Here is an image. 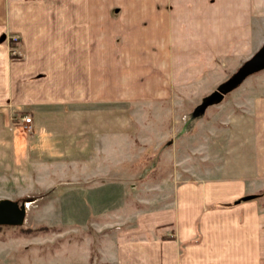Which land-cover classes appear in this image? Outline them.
Here are the masks:
<instances>
[{
    "label": "crops",
    "instance_id": "1",
    "mask_svg": "<svg viewBox=\"0 0 264 264\" xmlns=\"http://www.w3.org/2000/svg\"><path fill=\"white\" fill-rule=\"evenodd\" d=\"M263 7L264 0H0V165L20 159L27 147L32 166L71 167L60 180L71 190L102 191L98 182L107 174L96 167L120 161V102L135 100L138 86L166 98L199 84V63L223 37L238 36L251 15L262 16ZM10 34L19 37V58L10 56ZM154 66L166 77H151ZM263 88L241 100L238 116H227L240 135L241 161L224 162L227 178L203 180L202 202L264 189ZM17 113L20 126L26 114L31 127H23L25 137L12 128L9 149L8 124ZM88 167L95 168L88 173ZM88 178L98 185L83 184ZM217 182L223 183L219 191L212 189ZM177 201L179 209L143 208L141 220L124 223L112 208L118 218L110 232L94 226L103 235L94 257L87 234L66 241L62 252L61 245L19 264H264V206L184 209ZM153 213H170V219L152 222ZM163 225L175 234L151 235ZM0 262L8 263L5 253Z\"/></svg>",
    "mask_w": 264,
    "mask_h": 264
},
{
    "label": "rangeland",
    "instance_id": "2",
    "mask_svg": "<svg viewBox=\"0 0 264 264\" xmlns=\"http://www.w3.org/2000/svg\"><path fill=\"white\" fill-rule=\"evenodd\" d=\"M251 16V20L242 23L238 36L223 37V43L215 45L213 54L199 63V84L185 86L183 91L177 89L176 93L170 91L166 98L144 91L149 86H138L135 100L120 102V161L118 165H104L100 171L96 167L103 176H112H100L103 181L98 184L104 186L102 191L71 190L72 186L60 181L71 167L32 166L27 147L20 159L14 161L9 157L0 165V199L24 203L21 223L0 222V253L8 256L7 264L32 260L37 254L47 256L61 245L62 252L66 241L80 240L87 234L93 237L94 257L97 239L103 236L94 226L99 223L103 231L110 232L107 229L118 218L111 211L114 207H118L114 210L119 212L120 223H124L141 220L143 208L158 209L167 204L179 209L178 198L183 200L184 209H227L241 202L264 206V189L244 193L228 202H202L203 180L227 178L230 166L224 168V162L235 165L241 161L236 155L240 135L233 130V119L227 116H238L244 105L241 100L246 102L247 97L264 87L262 68L220 92L222 84L264 43V7L262 16ZM159 76L164 77L165 73L154 66L151 77ZM19 114L8 124L9 149L12 128L20 136L27 135L26 128L19 124ZM94 168L88 167V173ZM49 173L54 176L52 180ZM83 184L98 185L90 178ZM213 188L219 191L223 183L217 182ZM157 213L151 216L152 222L170 219V213ZM182 219V224H188V219ZM153 232L175 234V229L163 225L151 231V235Z\"/></svg>",
    "mask_w": 264,
    "mask_h": 264
},
{
    "label": "water",
    "instance_id": "3",
    "mask_svg": "<svg viewBox=\"0 0 264 264\" xmlns=\"http://www.w3.org/2000/svg\"><path fill=\"white\" fill-rule=\"evenodd\" d=\"M264 68V43L247 59L220 87V92L238 84L248 74ZM24 217V203L0 199V222L21 223Z\"/></svg>",
    "mask_w": 264,
    "mask_h": 264
},
{
    "label": "built area",
    "instance_id": "4",
    "mask_svg": "<svg viewBox=\"0 0 264 264\" xmlns=\"http://www.w3.org/2000/svg\"><path fill=\"white\" fill-rule=\"evenodd\" d=\"M9 39L10 41H13V45L10 46V51L13 53V54H16V55H19L21 54V50H20V45L18 43V40H19V37L18 35L16 34H10L9 35ZM21 120H22V124H23V127L26 128V129H30L31 127V117L29 115H22L21 116Z\"/></svg>",
    "mask_w": 264,
    "mask_h": 264
},
{
    "label": "trees",
    "instance_id": "5",
    "mask_svg": "<svg viewBox=\"0 0 264 264\" xmlns=\"http://www.w3.org/2000/svg\"><path fill=\"white\" fill-rule=\"evenodd\" d=\"M13 41H10V46L13 45ZM10 56L11 58H19V55L13 54L12 52H10ZM37 229H41V228H34L33 230H37Z\"/></svg>",
    "mask_w": 264,
    "mask_h": 264
}]
</instances>
